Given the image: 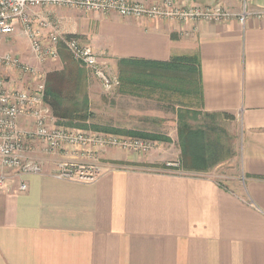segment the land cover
Listing matches in <instances>:
<instances>
[{
  "label": "crops",
  "instance_id": "1",
  "mask_svg": "<svg viewBox=\"0 0 264 264\" xmlns=\"http://www.w3.org/2000/svg\"><path fill=\"white\" fill-rule=\"evenodd\" d=\"M198 1L264 8V0ZM49 13L90 43L111 75L122 81L124 70L136 71L137 92L118 95L141 101L137 127L174 121L178 142L190 146L183 169L160 168L159 151L108 149L94 182L55 178L50 158L44 173L23 176L26 191L8 181L0 190V264H264V18L204 21L187 36L190 22ZM186 55L198 64L160 65ZM217 117L240 135L234 173L219 171L220 155L210 157V142L220 141L206 120Z\"/></svg>",
  "mask_w": 264,
  "mask_h": 264
},
{
  "label": "built area",
  "instance_id": "2",
  "mask_svg": "<svg viewBox=\"0 0 264 264\" xmlns=\"http://www.w3.org/2000/svg\"><path fill=\"white\" fill-rule=\"evenodd\" d=\"M52 8H71L86 12H117L124 17L148 20L190 22L195 33L204 21H226L233 18L245 23L248 18H264V8L240 12L228 9L222 2L206 5L198 0H157L153 3L135 0H0V34L23 29L30 43V56L39 63L60 57L65 47L72 57L101 80L112 94L121 81L102 64L94 47L77 35L64 32L52 20ZM21 77L35 80L21 85ZM47 74L37 65L12 52L0 54V190L7 182L19 180L26 191L23 176L44 173L45 159L61 156L53 176L76 182H94L105 171L100 162L105 151L118 149L146 154L156 142L101 130L75 129L60 124L46 101ZM86 159L88 164L70 161ZM65 158V159H64ZM170 166L179 167V163Z\"/></svg>",
  "mask_w": 264,
  "mask_h": 264
},
{
  "label": "rangeland",
  "instance_id": "3",
  "mask_svg": "<svg viewBox=\"0 0 264 264\" xmlns=\"http://www.w3.org/2000/svg\"><path fill=\"white\" fill-rule=\"evenodd\" d=\"M68 51V50H67ZM12 52L19 55L23 60L29 61L30 63L37 65L41 70L46 72L47 79L48 74L54 72H65L69 77L66 81L59 85L61 87L62 95L60 101L66 108L70 110L79 107L80 109L86 108V112H82L86 116V120H72L69 119H60V124L75 129H85V130H101L117 135H126L139 137L144 139H150L156 142L155 147L152 149L150 154L153 152H161L163 158L160 161V168L164 169H183V158L182 149L184 147L183 143L178 142V126L173 121L170 125H166L164 122L154 123L142 128L137 127L136 124L140 122L136 118V109L140 106L138 102V96L133 94L118 95V92L121 89H128L129 92H137V84L121 85L118 90L112 94H108L99 78H97L91 70L87 69L81 63L76 61L70 52L60 53V57L56 60H51L46 63H39L36 60L32 59L30 56V43L27 36L24 34L23 29L19 27L13 34L10 35H1L0 34V54ZM76 72L79 76H82L83 82L76 92ZM75 77V78H74ZM72 79V80H71ZM136 79V76H135ZM34 83L35 80H30L28 77H21V85H28V83ZM47 85V82H46ZM87 114V115H86ZM211 123L213 127L211 129L213 139H217L220 143H217V148H223L221 151L217 150L218 155L221 158H224V163L219 166L220 172L234 173L236 172L237 162H238V146L240 135L236 127L229 124L227 121L217 117L216 119L209 118L206 120ZM115 126H114V125ZM83 125V126H81ZM107 128H114L120 130V132H114L107 130ZM140 131L146 130L143 132L150 134H159L162 137L167 138V140H155L150 137H143L138 135L126 134L121 131ZM210 131V132H211ZM211 135V136H212ZM169 138V140H168ZM118 150V149H117ZM122 151V150H119ZM127 152V151H122ZM128 153H137L130 152ZM143 154V155H147ZM149 155V154H148ZM219 156V157H220ZM61 156L49 157L50 161L57 163ZM65 159V158H64ZM75 163L88 164L89 162L86 159L81 157L70 159ZM100 162L103 164V156L100 158ZM171 163H179V167L170 166Z\"/></svg>",
  "mask_w": 264,
  "mask_h": 264
},
{
  "label": "trees",
  "instance_id": "4",
  "mask_svg": "<svg viewBox=\"0 0 264 264\" xmlns=\"http://www.w3.org/2000/svg\"><path fill=\"white\" fill-rule=\"evenodd\" d=\"M123 63L128 68H130L132 66H134V68H137V64H138V62H136L135 60H123ZM197 64H198L197 56H193V55L187 56L186 55V56L174 57V58H172V60L170 62L162 63L160 65L166 66L167 68H170V69L179 70L182 66H185V65L195 66ZM135 76H136V79H135ZM68 77L69 76L66 75L65 72H61V73L60 72H54V73L48 74L47 85H46V101L51 106L54 114L60 119L67 118L70 121H72L74 119L75 120H86V116L84 114H82V112H86V108L80 109L79 107H75V108L70 110L69 108H66L65 106H63V104L60 101V97H61L63 91H61V87L59 85H62ZM75 77H74L75 78L74 80L76 81V83L74 86H76V92H77L79 87L81 86V84L83 82V79H82L83 77L79 76L78 72H76ZM122 81H123V84L126 83L128 85L137 84L136 71L125 72V70H124L122 72ZM81 126H83V125H81ZM107 130L114 131V132H120V130L114 129V128H107ZM121 132L126 133V134L143 136V137H150L153 139L159 138L158 135L144 134L142 132H137V131H121ZM180 132H181V135L183 136V134H184L183 127H182V129H180ZM183 144H184L183 152L186 153L187 146H190V144H186L185 142ZM216 145H217L216 141H211L209 144V146H210V157L211 158H212V156H214V157L216 156L217 150L219 148V147L217 148Z\"/></svg>",
  "mask_w": 264,
  "mask_h": 264
}]
</instances>
